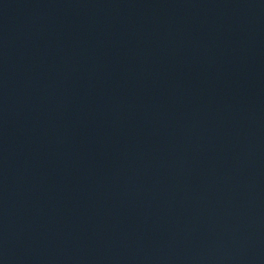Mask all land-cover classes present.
<instances>
[{
	"label": "water",
	"instance_id": "95a60500",
	"mask_svg": "<svg viewBox=\"0 0 264 264\" xmlns=\"http://www.w3.org/2000/svg\"><path fill=\"white\" fill-rule=\"evenodd\" d=\"M0 264H264V0H0Z\"/></svg>",
	"mask_w": 264,
	"mask_h": 264
}]
</instances>
